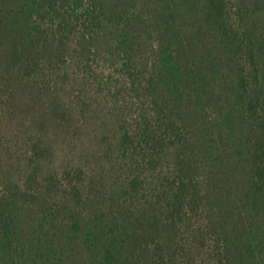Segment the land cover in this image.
<instances>
[{"label":"trees","instance_id":"obj_1","mask_svg":"<svg viewBox=\"0 0 264 264\" xmlns=\"http://www.w3.org/2000/svg\"><path fill=\"white\" fill-rule=\"evenodd\" d=\"M245 2L0 0L6 71L32 95L55 96L60 124L111 125L106 156L124 173L110 216L86 218L87 184L90 196L106 190L80 166L42 189L0 187V264H264V32L243 29ZM208 107L232 129L237 118L254 123L236 191V175L220 174L241 162H208L199 146ZM183 225L189 243L155 235Z\"/></svg>","mask_w":264,"mask_h":264},{"label":"rangeland","instance_id":"obj_2","mask_svg":"<svg viewBox=\"0 0 264 264\" xmlns=\"http://www.w3.org/2000/svg\"><path fill=\"white\" fill-rule=\"evenodd\" d=\"M231 1V4H238L240 0ZM255 1L258 0H246L247 11L244 14L245 21L243 23V29L253 39L254 33L260 36L264 32V2L257 5ZM5 48L4 46L0 49V187L8 185L9 182L26 185L30 180H33L29 185L35 190L42 189L44 181L54 173L61 176L65 169H75L80 166L84 171L92 170L88 177H95V180L98 181L101 179L102 182L99 181L97 187L103 186L106 190L105 199L100 194L97 196L96 193L90 196L89 193L86 194L88 192L87 184L84 209L86 218L96 217L103 212L110 216L111 204L117 200L121 201V185L124 184L121 176L124 173L117 166L112 168L109 162L111 158L106 156L109 142L114 143L112 137L116 130H112L111 125H100V121L96 122L97 124H92L91 120L85 119L81 124H60L56 116L57 114L62 115V110L59 112V109L53 104L55 96L42 98L32 95L30 88L20 84L18 78L6 71ZM224 55L231 57L227 53ZM59 99L63 103H67L64 94L61 93ZM203 115L209 121L208 128L202 129V131L197 128L201 125L198 124L194 129H196L200 141L203 142L199 145L197 140L198 145L202 150H210L211 154H208L207 160L217 159L219 164H222V161L225 163L228 159L237 162L248 156L249 148L254 145V132L252 131L254 123L237 118L232 129V126L230 128L227 126L228 123L223 122L226 115L218 114V108L214 107H208ZM35 145L41 147L38 155H33ZM196 147L198 148V146ZM241 151H244V154L238 153ZM243 159L240 161L241 165H237L239 169H242L238 173L233 168L228 169L227 167L221 172L222 174L216 169L210 170V172H214V175H223L226 171L230 173L228 175H236L230 183L233 190L236 191L242 187V182L246 181L248 176V168L245 166L247 160ZM228 175L224 174V176ZM240 180L241 182H239ZM230 184L228 179V183L223 184V187L229 188ZM60 195L62 193L54 192L47 198L50 201H55L54 197L59 199ZM41 202L42 200L37 199L33 209H40ZM23 210L24 217L29 219L31 211ZM27 227L29 228V225ZM185 227V225L181 226L177 232L161 228L160 232H156L155 235L161 239L163 246L176 247L181 244L180 240L189 243V239L194 236ZM166 251L165 255L169 258L171 250L167 249ZM86 257L85 252L82 255L81 263L87 261ZM169 264L179 263L175 261Z\"/></svg>","mask_w":264,"mask_h":264}]
</instances>
